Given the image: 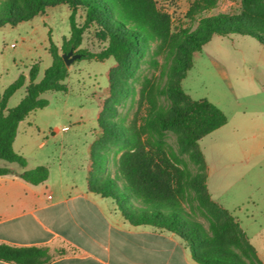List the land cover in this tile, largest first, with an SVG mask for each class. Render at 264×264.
Masks as SVG:
<instances>
[{
	"label": "rangeland",
	"instance_id": "1",
	"mask_svg": "<svg viewBox=\"0 0 264 264\" xmlns=\"http://www.w3.org/2000/svg\"><path fill=\"white\" fill-rule=\"evenodd\" d=\"M155 2L159 9L169 14L174 35L182 29L195 30L197 23H191L186 17L193 0ZM218 14L248 15L262 19L264 10L255 7L245 9L241 0H218L217 7L203 16ZM68 16L66 6H56L15 27H0V94L19 75L28 77L34 64L39 66L36 82L42 78L44 70L52 62L49 55V30L51 40L61 54L67 53L62 52L61 44L70 33ZM83 17L84 14L79 11V24ZM103 47L97 28H90L84 34L80 48L97 54ZM172 47V41L162 46L151 44L145 54L138 58L131 76L118 67L112 58L101 62L95 59L72 61L67 67L68 77L64 81L66 91L42 94L41 98L47 100L48 105L30 113L18 126L13 142L14 152L26 160L29 170L45 166L49 171L48 181L37 187L26 186L37 188L44 200L48 195L60 191H84L87 167L92 158L90 154L101 152H105L106 161H96L105 171L98 174L94 168L92 173L100 175L103 181L115 178L116 161L126 145L122 141L114 143L107 138L104 142L109 149L103 150L98 143L99 113L105 103L113 106L108 100V74L111 72L112 77L123 80L127 93L115 106L116 114L106 112L103 118H110L123 126H128L134 120L139 124L145 116L143 104L148 98L158 104L171 103L161 91L171 78L173 63L169 53ZM27 84L9 99L7 109L14 108L20 102ZM179 87L182 95L188 98L184 100L186 103L205 99L226 117L232 118L231 125L213 131L198 142L197 148L184 152L178 146L177 130H167L161 136L149 126L146 128L149 137L183 172L185 193L182 206L189 218L199 224V234L205 246L213 245L243 255L242 250L229 243L228 237L232 233L221 232L215 227V224L225 219L218 218L213 210L222 209L203 205L196 198L200 191L192 187L189 181L197 174L198 166L190 154L203 153L209 169L210 193L228 209H239L234 214L227 211L231 217L244 222V215L251 212L259 224L264 222V46L248 36L213 35L200 52L194 53L192 66L180 80ZM237 113L241 114L239 119ZM237 120L249 129H234L233 122ZM64 127L68 130L63 131ZM0 168L21 169L16 163L3 160H0ZM193 221L187 225L193 227Z\"/></svg>",
	"mask_w": 264,
	"mask_h": 264
},
{
	"label": "trees",
	"instance_id": "2",
	"mask_svg": "<svg viewBox=\"0 0 264 264\" xmlns=\"http://www.w3.org/2000/svg\"><path fill=\"white\" fill-rule=\"evenodd\" d=\"M246 9L261 8L264 0H241ZM218 0H193L186 17L191 23H197L195 30L182 29L176 35L171 31L172 21L168 13L158 8L155 0H0V27H15L18 23L30 21L34 16L43 15L48 8L66 6L69 10L70 33L63 38L62 52L73 50L81 55L80 59L104 61L112 58L128 76L132 75L138 58L142 57L151 44L162 46L173 42L169 53L172 61L171 78L161 91L168 105L158 104L148 98L143 104L145 116L138 124L136 120L128 126L117 124L110 118H103L109 112L116 114V105L126 96L125 83L118 77L108 74L109 98L113 106L105 103L98 116V143L108 150L104 139L112 142L122 141L126 148L116 161V177L102 180L105 171L97 160L106 161L105 152L91 153V166L87 177L88 190L91 193L111 198L122 216L131 225H150L163 229L181 238L189 247L193 260L200 264H260L254 248L249 244L239 225L229 213L215 210L206 188V167L201 151L191 152L198 166L197 174L189 181L200 191L197 199L213 208L218 218L225 220L215 224L221 232H231L229 243L242 250L239 255L232 250L216 246H205L199 234V224L191 220L182 206L185 193L184 174L172 164L162 148L152 141L146 128L152 126L157 135L167 130L179 132L178 146L182 152L197 148L198 142L208 134L227 123V117L214 104L205 99L185 102L179 87L180 80L192 66L195 52L211 39L213 35L226 37L231 34L254 38L264 46V15L262 19L248 15L203 16L217 7ZM84 14L81 24L77 22L78 12ZM97 28L104 47L97 54L82 50L83 36L90 28ZM49 55L51 65L42 78L36 82L38 64L31 66L28 77L21 74L0 94V160L26 166V160L14 152L19 124L30 113L43 109L48 101L41 95L48 91H66L64 81L68 77V68L59 48L51 40L48 32ZM176 52V54H174ZM26 81L25 95L11 109H7L9 99L21 89ZM96 168L98 174L92 173ZM9 169L0 168V176L11 174ZM49 176L48 168L37 166L24 170L17 177L24 182L37 186ZM219 207V206H218ZM193 221V227L188 222ZM73 252L65 248L51 249L47 246H14L0 243V261L10 264H49L57 258Z\"/></svg>",
	"mask_w": 264,
	"mask_h": 264
},
{
	"label": "crops",
	"instance_id": "3",
	"mask_svg": "<svg viewBox=\"0 0 264 264\" xmlns=\"http://www.w3.org/2000/svg\"><path fill=\"white\" fill-rule=\"evenodd\" d=\"M236 116L239 119L241 114ZM231 123L232 118L227 117L221 128ZM233 125L234 129H249L239 120ZM202 156L205 163L203 153ZM90 166L91 160L87 177ZM205 167L211 201L234 214L239 209H228L210 193L206 163ZM8 169L11 174L0 176V243L73 252L49 264H200L193 260L187 243L173 233L150 225H131L111 198L89 192L87 177L84 191H60L44 200L37 188H29L26 185L31 184L17 177L29 170L27 165L20 170ZM235 221L254 248L259 263L264 264V222L259 224L251 212L244 215V222Z\"/></svg>",
	"mask_w": 264,
	"mask_h": 264
},
{
	"label": "water",
	"instance_id": "4",
	"mask_svg": "<svg viewBox=\"0 0 264 264\" xmlns=\"http://www.w3.org/2000/svg\"><path fill=\"white\" fill-rule=\"evenodd\" d=\"M62 58L64 60L65 65L68 67L72 61L80 59L81 55L77 54V53H74L73 50H70L67 53L62 54Z\"/></svg>",
	"mask_w": 264,
	"mask_h": 264
},
{
	"label": "built area",
	"instance_id": "5",
	"mask_svg": "<svg viewBox=\"0 0 264 264\" xmlns=\"http://www.w3.org/2000/svg\"><path fill=\"white\" fill-rule=\"evenodd\" d=\"M62 130H63V131H66V130H68V128H67V127H65V128H63Z\"/></svg>",
	"mask_w": 264,
	"mask_h": 264
}]
</instances>
